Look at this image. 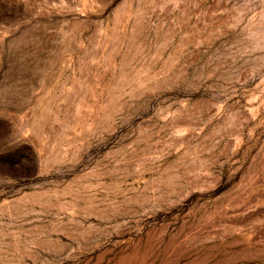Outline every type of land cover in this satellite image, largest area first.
<instances>
[{"label":"rangeland","instance_id":"obj_1","mask_svg":"<svg viewBox=\"0 0 264 264\" xmlns=\"http://www.w3.org/2000/svg\"><path fill=\"white\" fill-rule=\"evenodd\" d=\"M0 264H264V0H0Z\"/></svg>","mask_w":264,"mask_h":264}]
</instances>
